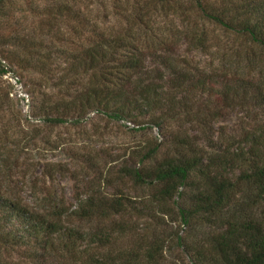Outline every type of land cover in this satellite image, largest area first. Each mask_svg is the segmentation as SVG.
<instances>
[{
	"label": "trees",
	"instance_id": "16d2710c",
	"mask_svg": "<svg viewBox=\"0 0 264 264\" xmlns=\"http://www.w3.org/2000/svg\"><path fill=\"white\" fill-rule=\"evenodd\" d=\"M110 1L125 27L93 32L89 47L67 59L61 80L85 87L45 112L44 120L54 129L71 115L78 123L96 113L140 127L133 132L157 129L165 142L142 147L114 182L131 183L146 195H108L89 182L75 208L44 186L31 205L11 188L20 166L6 158L0 264H184L177 252L191 255L194 264H264V0ZM169 17L170 29L152 31V18ZM207 26L224 39L211 37ZM182 41L189 51L217 56L220 66L208 71L174 60ZM8 56L20 69L33 61L18 52ZM51 60L38 59L33 70L49 75ZM7 73L0 63V77ZM8 97L0 98V113ZM233 116L237 129L217 133L216 125ZM186 125L201 141L190 129L174 131ZM166 149L171 152L164 155ZM51 171L42 178L54 179ZM110 185L105 178L99 187ZM173 215L189 229L190 241L172 226ZM203 222L214 224L211 232L194 236Z\"/></svg>",
	"mask_w": 264,
	"mask_h": 264
},
{
	"label": "rangeland",
	"instance_id": "374dc122",
	"mask_svg": "<svg viewBox=\"0 0 264 264\" xmlns=\"http://www.w3.org/2000/svg\"><path fill=\"white\" fill-rule=\"evenodd\" d=\"M111 8L110 0H6L2 6L0 63L8 73L0 77V98L9 97L0 113V137L3 140H0V175L6 172L2 168L6 158L18 162L20 167L11 174V188L28 204H36L34 192L44 186L53 188L60 197H64L70 208H75L76 198L86 196L89 182H93L97 191L108 195L122 192L133 199L146 195L143 189L135 188L131 183L114 182L125 162L131 165L129 158L142 147L152 146L156 141L165 142V136L157 129L133 132L134 128L140 127L124 121L113 122L96 113H89L78 123L71 120V115L68 124L54 129L46 126L44 120L45 112L54 111L65 102L76 99L85 87L86 83L61 80L67 59L89 47L93 32H113L125 27ZM171 18L166 21L152 18V31L165 25L170 29ZM177 23L175 20L172 25L176 27ZM206 30L211 37L224 39L215 27L207 26ZM180 45L179 55L173 57L174 60L192 61L201 69L207 67L208 71L220 66L217 56L189 51L183 41ZM11 52L30 56L33 60L30 67L20 69L12 64L6 59ZM44 56L52 59L51 72L46 76L33 70L39 67L38 59ZM237 122V117L233 116L218 123L215 130L219 133L226 128L232 134L237 129ZM190 128L187 125L183 129L176 126L174 131L184 135ZM190 130L192 136L199 134ZM197 138L201 141V134ZM1 149L8 151L3 153ZM167 152L171 150L165 151L164 155ZM22 165L28 169L24 170ZM49 165H61L67 172L61 175L58 170L51 171L47 167ZM49 171L54 178L51 181L42 178ZM105 178L113 182V186L100 189ZM34 183L37 185L33 186ZM171 208L175 207L171 205ZM176 213L175 209L173 214ZM173 218L177 221L172 226L181 237L190 241L189 229L181 227L175 215ZM213 225L212 222H203L193 235L203 237L211 232ZM128 241L125 246L129 245ZM177 254L184 264H194L191 255L177 252L174 256Z\"/></svg>",
	"mask_w": 264,
	"mask_h": 264
}]
</instances>
